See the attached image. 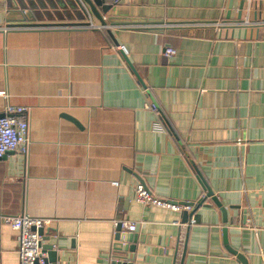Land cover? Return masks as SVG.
Returning a JSON list of instances; mask_svg holds the SVG:
<instances>
[{
  "label": "crops",
  "instance_id": "crops-1",
  "mask_svg": "<svg viewBox=\"0 0 264 264\" xmlns=\"http://www.w3.org/2000/svg\"><path fill=\"white\" fill-rule=\"evenodd\" d=\"M113 1L103 18L131 23L103 27L73 0H0V116L27 108L30 139L0 157V264H18L21 214L49 220L55 264H108L114 250L134 264H243L233 251L264 264V0ZM139 183L195 203L187 223L138 202ZM119 219L137 225L124 246Z\"/></svg>",
  "mask_w": 264,
  "mask_h": 264
},
{
  "label": "built area",
  "instance_id": "built-area-1",
  "mask_svg": "<svg viewBox=\"0 0 264 264\" xmlns=\"http://www.w3.org/2000/svg\"><path fill=\"white\" fill-rule=\"evenodd\" d=\"M118 48L123 55H126L127 52L123 45L119 44ZM174 53L175 50L171 47H165L163 50L166 57L172 56ZM149 108L156 110L154 103H150ZM27 112V108L23 106L8 105L5 107L4 114L0 116V157L8 151L27 152L30 142L29 123L25 116ZM153 128L156 131H163L158 122H154ZM135 199L142 204H151L177 212H190L193 209L190 202H174L154 196L140 183L135 187ZM48 223V219L28 214L16 215L11 218V228L16 233L17 239L18 264H51L47 259L46 251L42 248V235L38 232V229L44 228ZM114 223L116 227L119 226L118 238L124 246L130 232L136 230V222L119 219Z\"/></svg>",
  "mask_w": 264,
  "mask_h": 264
},
{
  "label": "water",
  "instance_id": "water-1",
  "mask_svg": "<svg viewBox=\"0 0 264 264\" xmlns=\"http://www.w3.org/2000/svg\"><path fill=\"white\" fill-rule=\"evenodd\" d=\"M78 3L85 13L88 11L87 13H89L90 15L95 17L96 20L99 22V24L103 27H107L108 25H111V26H122V25H124V26H126L129 23H131L130 21L118 22L117 20H118V17H121L120 15L109 16L106 19L103 18L101 12L106 13L110 10L114 11V8L116 6V2L113 0H78ZM98 6L100 7V10H98V8H97ZM243 7H244V0H240L239 9L241 12H242ZM241 12L239 13L238 19L241 18ZM239 21H241V20H239ZM132 22H135V21H132ZM89 24H90L89 21H86V22L81 21V22H68V23L67 22H65V23H44V24H33V25L23 23L21 25H23V26L32 25L30 27H38V26H43V27H66V26L86 27ZM15 26H19V25L16 24ZM107 32L112 38H114V36H112V31L110 29H107ZM130 67L132 68L131 65H130ZM206 186H207V184H206ZM206 198H209L218 207H220L223 214H225V210H224V207L222 206V203L217 199V196L210 190L209 186L207 187ZM190 204L193 206V209H192V211H193L195 208V203L190 202ZM183 214H184V221H185L184 223H187V220H188V217L190 216V214H187L186 211L183 212ZM118 231H119V226H117V234H116L119 237ZM38 232L42 235L43 240L47 241L49 239V236L43 237V233H44L43 228L38 229ZM42 248L47 253L48 261L51 264H55V262H56V260H55L56 250H53V244L50 242H47V243L45 242L42 244ZM125 249H127V248L125 247ZM132 249L133 248L131 247V250ZM119 252H122V251L119 250ZM233 253L237 256V258L241 262H243V264H245V261H244L243 257L241 256V254H237L235 251H233ZM107 261H108V264H134V256L133 257H127V256H123L120 254V255H116V256H111L109 258V260H107Z\"/></svg>",
  "mask_w": 264,
  "mask_h": 264
},
{
  "label": "trees",
  "instance_id": "trees-1",
  "mask_svg": "<svg viewBox=\"0 0 264 264\" xmlns=\"http://www.w3.org/2000/svg\"><path fill=\"white\" fill-rule=\"evenodd\" d=\"M73 2H74L75 7L78 9V3H77V1H76V0H73ZM76 8H75V9H76ZM77 9H76V10H77ZM77 11H79L81 14H83V11H82L81 9H80V10H77ZM109 38H110V36H109ZM113 253H114V254H113ZM113 253H112V254L115 255V256L121 254V253H119V251H117V250H114Z\"/></svg>",
  "mask_w": 264,
  "mask_h": 264
}]
</instances>
